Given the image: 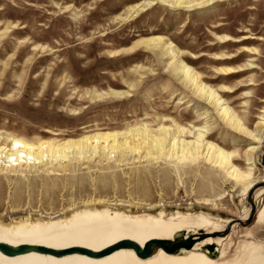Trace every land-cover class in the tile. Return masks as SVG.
I'll return each instance as SVG.
<instances>
[{
  "label": "rangeland",
  "instance_id": "374dc122",
  "mask_svg": "<svg viewBox=\"0 0 264 264\" xmlns=\"http://www.w3.org/2000/svg\"><path fill=\"white\" fill-rule=\"evenodd\" d=\"M151 37L165 42L143 43ZM184 66L213 89L212 101L185 80ZM224 107L261 142L233 127ZM163 126L187 143L204 133L250 178L231 176L207 156L180 162L146 153L124 161L72 154L62 166L1 168V222L67 219L113 203L110 209L133 215H204L223 225L246 212L248 219L253 203L252 220L230 228L225 258L242 242L264 245L257 220L264 215V0L191 9L160 0H0V145L13 138L61 144L146 127L158 135ZM251 179L249 189L243 182Z\"/></svg>",
  "mask_w": 264,
  "mask_h": 264
},
{
  "label": "bare ground",
  "instance_id": "6f19581e",
  "mask_svg": "<svg viewBox=\"0 0 264 264\" xmlns=\"http://www.w3.org/2000/svg\"><path fill=\"white\" fill-rule=\"evenodd\" d=\"M207 1L213 0H160L165 6L176 9H191ZM163 41V37H151L143 43L158 47L163 45ZM233 70L222 69L227 74L233 73ZM183 73L185 80L195 86L198 95L207 101H212L216 97L211 87L208 88L199 82L200 75L193 69L184 66ZM218 101H220L219 98H216V105ZM222 115L237 130L254 137L255 142H261V137H256L248 131L241 119L229 107L223 108ZM181 132L186 133V129H182ZM170 133V130L163 126L158 135H153L152 131L147 130L146 127L136 133L130 130L128 133L84 135L80 139H68L61 144L43 140L31 143L13 138L10 146L0 145V169L15 168L25 163L27 166H43L44 164L62 166L71 160L72 154L74 158L88 153L90 156L101 154L108 160L118 157L120 161H124L128 158L126 155L137 156V154L146 153L147 156L154 155L158 158L167 155L180 162H197L201 157L207 156L210 162L226 168L231 176L241 181L250 178V175L233 165L232 154L217 144L206 141L204 133H199L194 143L174 139ZM102 142H105V146H101ZM254 148L256 146H253L251 150ZM112 155L114 156L110 158ZM251 182L252 179L243 183L250 189ZM105 205L108 207L97 211L89 209L78 211L67 219L48 220V218L35 222L23 220L16 224H5L0 221V241L8 246L45 245L59 250L84 247L93 253H98V256L79 251L56 255L35 249L7 254L0 249V264H264V245L254 241L242 242L236 255L225 258L230 234L209 236L204 240L195 241L191 247L181 248L173 253L167 252L157 244H152L150 254L145 258L140 257L128 243L122 244L120 248L113 251L103 252L106 247L126 239L137 241L140 245L139 250L142 251L151 239H162L166 244L168 239L173 238L175 232L181 229L194 230L201 226L206 227L208 233H216L222 231L231 221L228 220L221 225L204 215L176 214L167 217L149 212L133 215L109 208L116 204ZM247 215L248 212L241 219H246ZM257 220L260 223L264 222L263 209L258 213ZM211 241L220 245L217 257H211L200 249L202 244Z\"/></svg>",
  "mask_w": 264,
  "mask_h": 264
},
{
  "label": "water",
  "instance_id": "95a60500",
  "mask_svg": "<svg viewBox=\"0 0 264 264\" xmlns=\"http://www.w3.org/2000/svg\"><path fill=\"white\" fill-rule=\"evenodd\" d=\"M254 211H255L254 204L252 203V210L250 212L249 218L246 219V221L234 220L233 219L227 224V226L222 231H219V232H216V233L215 232L208 233L207 231L199 233V232H196L195 230H193L194 232H193L192 236L185 235V236H183L181 238H178V239L170 238V239H168V242L166 244H165V242L162 239L155 238V239L149 240L146 243V245H145V247L143 248L142 251L139 250L140 245H139V243L137 241L126 239V240L119 241L118 243H115V244L109 246L110 248L106 247L105 249H103V252L107 253V252L113 251V250H115L117 248H120L122 246V244L128 243L137 251L139 256L143 257V258L147 257L150 254V251H151L150 247H151L152 244H157L159 247L165 249L167 252L173 253V252H175V251H177V250H179L181 248L191 247L194 244L195 241L204 240L205 238H207L209 236H216V235L227 236L230 228L232 227V225L235 222H239L242 225H245V224L249 223L252 220L253 216H254ZM191 230H187V231H191ZM213 243H215V242L214 241L206 242V243L201 245L200 249L202 251H204L207 255L211 256V257L217 256L218 253H219L220 245L217 244V243H215V245H213ZM0 249L3 252L7 253V254H14V253H17V252H22V251H26V250H30V249H35V250H39V251L50 252V253H53V254H56V255H63V254H66V253L79 251V252H85V253L90 254V255L98 256L97 255L98 253H93V251H91L88 248H84V247H71L69 249L59 250V249L46 247L45 245L21 244V245H18V246H8L7 244H4L1 241H0Z\"/></svg>",
  "mask_w": 264,
  "mask_h": 264
}]
</instances>
